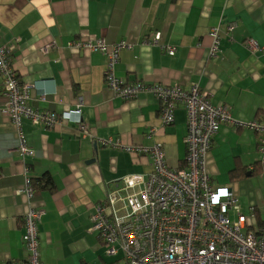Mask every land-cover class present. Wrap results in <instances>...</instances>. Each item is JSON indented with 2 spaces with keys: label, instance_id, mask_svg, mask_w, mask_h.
I'll return each instance as SVG.
<instances>
[{
  "label": "crops",
  "instance_id": "obj_1",
  "mask_svg": "<svg viewBox=\"0 0 264 264\" xmlns=\"http://www.w3.org/2000/svg\"><path fill=\"white\" fill-rule=\"evenodd\" d=\"M215 29L221 53L211 58ZM99 38L132 46L115 69L124 83L187 91L196 85L212 104L229 108L234 124L223 123L214 137L207 170L214 185L233 190L244 214L254 210L264 225L261 134L246 127L264 123V0H0V42L16 46L13 66L29 86L30 105L57 114L80 108L90 132L82 135L74 122L48 129L23 119L36 151L23 160L0 75V263L29 264L24 219L35 209L44 211L38 224L44 264H107L92 216L122 179L148 176L154 161L127 148L161 144L170 168L185 167L186 110L179 106L174 122L164 125L151 91L128 101L116 95L106 83V55L75 47L74 41ZM45 176L53 190L28 197V180Z\"/></svg>",
  "mask_w": 264,
  "mask_h": 264
},
{
  "label": "built area",
  "instance_id": "obj_2",
  "mask_svg": "<svg viewBox=\"0 0 264 264\" xmlns=\"http://www.w3.org/2000/svg\"><path fill=\"white\" fill-rule=\"evenodd\" d=\"M220 32V29L211 32V58L221 53ZM160 40V34L154 35L155 44H160ZM74 43L77 48L106 55V83L121 99L133 100L139 93L151 91L161 105L164 125L174 122V112L179 106L187 113L185 167L170 168L161 144L150 148L129 147L131 153L152 154L150 174L125 177L122 186L97 206L91 231L105 243L107 255L116 258L111 264H264V225L256 223L254 210L251 215L244 214L233 190L214 185L207 170L206 159L214 137L223 123L234 124L229 108L212 104L196 85L187 91L180 85L124 83L116 76L115 69L120 53L132 48L126 41L108 44L99 38ZM249 45L258 47L255 41ZM161 47L170 56L176 54L174 46ZM15 50L14 44L0 42V75L4 80L8 114L18 131L21 158L36 155L22 132L23 119L48 129L74 122L82 135L90 134L80 108L57 114L30 105L29 86L18 80L13 66ZM246 127L261 134L258 150L264 171V123L251 122ZM25 193L33 198L30 180ZM43 215V210L32 209L24 219L23 241L29 264H44L38 237Z\"/></svg>",
  "mask_w": 264,
  "mask_h": 264
},
{
  "label": "trees",
  "instance_id": "obj_3",
  "mask_svg": "<svg viewBox=\"0 0 264 264\" xmlns=\"http://www.w3.org/2000/svg\"><path fill=\"white\" fill-rule=\"evenodd\" d=\"M140 83V82H137ZM31 186L33 188V198L35 199V196L39 194L42 190H49L52 191L54 188V182L52 177L50 176H45L44 178L40 180H31Z\"/></svg>",
  "mask_w": 264,
  "mask_h": 264
},
{
  "label": "rangeland",
  "instance_id": "obj_4",
  "mask_svg": "<svg viewBox=\"0 0 264 264\" xmlns=\"http://www.w3.org/2000/svg\"><path fill=\"white\" fill-rule=\"evenodd\" d=\"M100 248L102 249V251L100 252V255H102V256L105 257L107 264H111V263H113L114 261H116V258L109 257V256L107 255V247H106V245H105L104 243H101ZM107 256H108V257H107Z\"/></svg>",
  "mask_w": 264,
  "mask_h": 264
}]
</instances>
